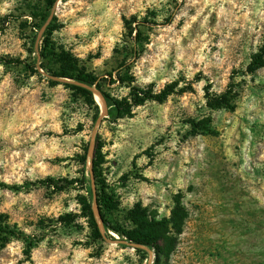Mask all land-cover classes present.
I'll return each instance as SVG.
<instances>
[{
	"label": "rangeland",
	"instance_id": "rangeland-1",
	"mask_svg": "<svg viewBox=\"0 0 264 264\" xmlns=\"http://www.w3.org/2000/svg\"><path fill=\"white\" fill-rule=\"evenodd\" d=\"M42 8L43 0H0V57L39 70L0 63V183L8 186L0 214L40 238L30 254L10 241L0 264H264V67L248 69L264 48V0H58L52 40L89 72L115 74L124 61L134 85L176 84L164 102L115 121L98 90L101 113L53 75L56 59L39 57L31 14ZM130 86L109 91L128 98ZM225 92L232 109L208 106L207 93ZM92 141L117 201L108 216L129 226L140 205L158 230L148 254L126 240L91 239ZM47 178L76 181L59 190L40 182ZM66 214L71 224L59 221Z\"/></svg>",
	"mask_w": 264,
	"mask_h": 264
},
{
	"label": "trees",
	"instance_id": "trees-1",
	"mask_svg": "<svg viewBox=\"0 0 264 264\" xmlns=\"http://www.w3.org/2000/svg\"><path fill=\"white\" fill-rule=\"evenodd\" d=\"M58 0H43L44 8L38 9V13L31 14L34 19L39 17L36 22V28L41 29L42 38L41 44L37 49L39 57L41 59H56L59 67L53 71V75L63 79H69L73 81L67 85L75 89L80 95H82L88 102L96 104V90L101 93V97L106 104L107 116L111 120H118L132 114L133 108L145 104L147 101L164 102L170 95L176 92V84H170L164 87L158 92H154L151 89L141 88L132 84V76L129 74V68H127L126 62H122L119 65L115 74L108 76H98L89 72L84 66L79 64L77 58H75L70 52L62 47L55 45L52 40V34L56 30V16L54 15V8ZM135 39L140 40L142 38V31L137 27L135 29ZM37 60V58H36ZM0 63L10 64L15 66H22L26 70L32 72H38L36 62H27L20 58H6L0 57ZM41 67L44 68V62L41 63ZM264 67V48H261L252 57V61L248 65V69L251 73L255 72L259 68ZM129 83L130 93L128 98L118 99L115 98L110 88L114 87L117 83ZM59 83V82H54ZM209 93V92H208ZM207 93V104L210 108L226 107L232 109L233 106L229 100L228 92L220 95L210 96ZM98 113H101L100 107L96 104ZM193 127H197L195 122H192ZM198 130L205 131L207 127L202 126ZM102 157V149L100 146L95 150L92 157V178H90V197L91 200L85 204V216L88 218L89 227L91 229V239L93 241L99 240H112L123 241L126 240L129 244L135 247L138 251L148 252L156 248L158 240V230L154 223L149 219L147 210L140 205L129 211L130 225H122L115 220H111L108 213H112L117 208V201L110 194L101 180L100 164ZM86 163V157L83 158ZM84 179V178H82ZM95 180V188H91V181ZM76 180L68 178H47L40 182L45 183L49 187L53 186L59 190L64 189L68 185H72ZM0 186L8 187L4 183H0ZM17 188V186H9ZM95 205L98 208V213L95 211ZM62 224H71L73 216L66 214L61 216L59 220ZM111 232H114L120 236L121 239L115 238ZM21 240L24 242L26 253H31L32 248L36 246L40 238L26 234L22 230L18 229L15 225L8 222L5 215L0 214V248H5L7 244L14 240Z\"/></svg>",
	"mask_w": 264,
	"mask_h": 264
},
{
	"label": "water",
	"instance_id": "water-1",
	"mask_svg": "<svg viewBox=\"0 0 264 264\" xmlns=\"http://www.w3.org/2000/svg\"><path fill=\"white\" fill-rule=\"evenodd\" d=\"M101 99H102V97H101ZM103 100V99H102ZM105 103V102H104ZM106 105V104H105ZM106 110H107V107H106ZM90 155H91V159H92V157H93V155H94V143H93V141H92V144H91V153H90ZM90 163H91V166H92V161H90ZM95 211H96V213L97 214H99L98 213V208H97V206L95 205Z\"/></svg>",
	"mask_w": 264,
	"mask_h": 264
}]
</instances>
